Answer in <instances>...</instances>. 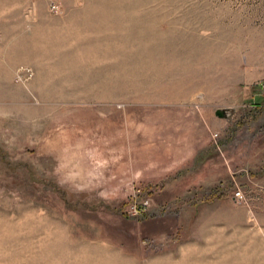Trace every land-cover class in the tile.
<instances>
[{
    "label": "rangeland",
    "instance_id": "374dc122",
    "mask_svg": "<svg viewBox=\"0 0 264 264\" xmlns=\"http://www.w3.org/2000/svg\"><path fill=\"white\" fill-rule=\"evenodd\" d=\"M0 264H264V0H0Z\"/></svg>",
    "mask_w": 264,
    "mask_h": 264
},
{
    "label": "built area",
    "instance_id": "2783aa9c",
    "mask_svg": "<svg viewBox=\"0 0 264 264\" xmlns=\"http://www.w3.org/2000/svg\"><path fill=\"white\" fill-rule=\"evenodd\" d=\"M235 197H236L237 199H242V198H243L242 192H241V191H237V192L235 193Z\"/></svg>",
    "mask_w": 264,
    "mask_h": 264
}]
</instances>
